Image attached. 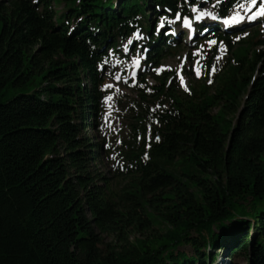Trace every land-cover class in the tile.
Wrapping results in <instances>:
<instances>
[{
	"label": "trees",
	"instance_id": "trees-1",
	"mask_svg": "<svg viewBox=\"0 0 264 264\" xmlns=\"http://www.w3.org/2000/svg\"><path fill=\"white\" fill-rule=\"evenodd\" d=\"M178 10L190 14L183 0H0V264H215L219 252L264 264V30L208 37L226 64L207 51L183 94L175 71L153 70L182 48L154 19ZM137 29L130 48L148 51L119 194L85 131L103 116L107 64ZM104 236L118 244L105 250Z\"/></svg>",
	"mask_w": 264,
	"mask_h": 264
},
{
	"label": "rangeland",
	"instance_id": "rangeland-1",
	"mask_svg": "<svg viewBox=\"0 0 264 264\" xmlns=\"http://www.w3.org/2000/svg\"><path fill=\"white\" fill-rule=\"evenodd\" d=\"M212 2L216 3V0H212ZM198 6L204 7L202 4H199ZM207 10L216 12L215 8L212 7L210 2L207 5ZM216 21L219 22L220 25H223V22L219 18ZM246 21L249 22L248 25H254L256 23L254 20L246 19ZM261 25L262 30H264V22ZM221 27L223 28V26ZM254 27L256 26L251 28ZM176 29L180 31V25L176 26ZM187 40L188 37L186 35L185 38L181 40L184 44H182L180 52L169 56L163 61V65L171 66V70L165 71L176 72V80L178 82L179 89L183 94L188 91L190 85L199 82L201 79V70L203 68L205 56L207 55L206 53L211 48L216 46L209 43H204L202 48H197L196 46H190L191 43L187 44ZM218 48L219 50L217 49L218 57L216 63L217 70L224 67L227 57L225 46L218 45ZM197 50H199L198 55L194 54L197 52ZM134 55H136V53L132 54L129 52L127 54V59H113V61L109 63V67L107 70H105V77L107 80V85L112 84L114 87L107 89L105 88L104 90L108 94V97H111V99H106L103 116L101 121L95 125V131H92L91 129L85 131V134L92 139L93 144L102 145V151L100 152L98 162L96 163L97 172L101 174L103 178H109L111 181L110 186L112 191L119 194H121L126 189V187L130 185V181L117 176L115 170L118 166V148L121 147L124 140L128 137V117L130 106L133 104V102L139 100L137 87L134 80L135 77H133V72L136 73L137 68L135 65L130 63V57ZM185 56H187L186 62L184 60ZM118 61H120V63H117ZM197 61L198 64H196ZM190 65H194L199 69V77H197L195 71H193V68L190 67ZM114 75H120L121 80L119 82L115 81ZM180 76H183L187 90H185V87L181 84L179 78ZM125 81H127V83H125ZM150 83L152 85L155 84V81L152 77L150 78ZM109 147L114 149L113 155L109 154L107 151ZM100 185H102V183ZM136 238H140V235H131L130 240L134 242ZM117 244L118 242L114 237L104 236L103 248L105 250L109 245L115 246ZM182 250L189 255L193 254L191 247H184ZM219 254L223 255L222 252H219ZM222 255L215 264H231L230 260ZM235 264H246V261L243 258L236 259Z\"/></svg>",
	"mask_w": 264,
	"mask_h": 264
},
{
	"label": "snow or ice",
	"instance_id": "snow-or-ice-1",
	"mask_svg": "<svg viewBox=\"0 0 264 264\" xmlns=\"http://www.w3.org/2000/svg\"><path fill=\"white\" fill-rule=\"evenodd\" d=\"M221 2V0H216V3L212 5L213 8L218 7L219 3ZM209 3V0H183V4L186 5L188 7L189 12H191L193 15L189 16L187 14L185 15H181V12L178 10L174 17H161L159 19V23H158V27L155 29V31L159 32L161 29L167 28L168 30L165 32V35H181L183 36L185 30H188V36L189 39H193L194 36L196 35V31L194 28V22L196 24H199L201 21L205 20V19H211V20H217L218 19V15L215 11H209L207 10V5ZM199 4H202L204 7H200L198 6ZM180 6L178 5V8ZM167 11H171V10H167ZM260 18H264V0H232V7L229 10V15L227 17H219V19H222L224 21V24H236V23H241L243 21L247 20H257ZM179 23L180 25V31L177 32L175 27H170L171 25L177 24ZM223 26V25H222ZM211 29L208 27H204L202 30V33L205 32H210ZM245 35L247 33H244ZM133 37H135V41H142L144 39V37L140 34V31L134 30L132 32V35L127 39V42L121 45L120 51L123 52L125 54V56L127 57V54L133 50L136 51V55L131 56L130 57V63L132 65H135L137 69H139L141 67V58L143 57L144 59H146V54L148 49L145 48L142 44L136 43L135 44V49L130 48L131 45L134 44V40ZM237 39H239V37H236ZM207 43L211 44V45H217L222 44V42H218L215 39L209 40L207 41ZM203 47V46H201ZM142 49V51H141ZM113 53L111 51H109V55H112ZM194 54L198 55L199 54V50H197V52H195ZM185 62L187 61V56H185L184 58ZM108 63V60H105V64ZM117 63H120V61H118ZM196 64H198V61L196 62ZM190 67L193 68V71H195V74L197 75V77H199L200 75V71L197 67H195L194 65H190ZM157 75H159V73L161 71L164 70H171V66L170 65H163L160 68L157 69H153ZM212 71H215V69L213 68ZM136 73L133 72V77H135ZM180 81L181 84L185 87V90H187V86L186 83L184 82V78L183 76H180ZM114 80L119 82L121 80V76L120 75H114ZM125 83H127V81H125ZM209 83H211V80H209ZM141 87H143V85H140ZM114 87V85L112 84H108L105 85V88H111ZM106 99H111V97H106ZM157 140H159V137L156 138Z\"/></svg>",
	"mask_w": 264,
	"mask_h": 264
}]
</instances>
